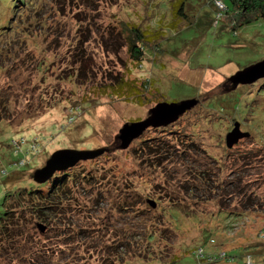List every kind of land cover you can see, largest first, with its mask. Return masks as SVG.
Here are the masks:
<instances>
[{"label":"rangeland","instance_id":"obj_1","mask_svg":"<svg viewBox=\"0 0 264 264\" xmlns=\"http://www.w3.org/2000/svg\"><path fill=\"white\" fill-rule=\"evenodd\" d=\"M176 1L0 0V97L9 102L0 120V210L19 184L4 183L10 174L42 189L31 176L54 152L103 150L68 169L93 180L68 185L73 197L60 201L65 211L50 225L11 221L0 264L264 263V79L229 80L263 61L264 22L234 32L223 2L215 0L216 12L189 0L183 19ZM132 26L155 32L141 63L125 40ZM120 80L145 83L141 100L116 95ZM233 93L242 106L234 115L225 99ZM185 99L198 101L122 148L124 125ZM236 124L247 136L228 147Z\"/></svg>","mask_w":264,"mask_h":264},{"label":"trees","instance_id":"obj_2","mask_svg":"<svg viewBox=\"0 0 264 264\" xmlns=\"http://www.w3.org/2000/svg\"><path fill=\"white\" fill-rule=\"evenodd\" d=\"M188 1L189 0H177L173 4V11L175 12L174 15L175 17L178 18L181 16L183 19H188V16L186 15V4H189ZM219 1L227 5V9L223 13V15L226 16V18L228 17L227 21L230 22V25L233 27L232 29L234 30V32L237 30L239 31L242 28H246L250 26V24H261L262 22H264V0H219ZM215 2H216L215 0L205 1V3L211 4V6H213L214 9L216 8L215 11L217 12L219 9L216 7ZM145 31L146 30L144 31L140 30L139 27L132 26L130 29H128L129 36H127L125 39L128 45L129 52L131 53V58L134 62L137 63H141L143 61V49L145 46L147 48H151L155 50L154 47L149 46L152 45V43H150L151 42L150 38L153 39V37H155V32L144 33ZM153 40H154L153 42L156 43L155 38ZM116 84H117L116 88L118 90L117 92L115 91V94L120 96L122 94L130 93L132 96L131 101L133 103H136L137 101L141 100L139 95V90L141 92L143 88L144 89L146 88L145 83L142 86H139L138 88V86L123 80L118 81V83ZM126 88H128V90ZM225 99L226 102H228L229 107L232 108L233 110L232 112H234L233 115L236 112H239L240 109H242L240 94L233 93L232 95L230 94V96L226 97ZM231 102H233L234 104L231 105ZM8 103L9 102L7 98L3 99L2 97H0V120L2 119L1 111L3 110L4 111L3 113H5L4 108H8ZM49 108H52V106H50ZM117 139L118 140L120 139L119 136H117ZM133 141H131L130 144ZM164 145L168 148L170 147L167 143H164ZM171 152L172 150L168 152L169 155H171ZM175 153L180 155V157L184 156V155L182 156L179 153L178 149L174 150V154ZM14 165L15 167L18 166L17 164ZM244 171L245 170L243 168L238 169L237 172L238 177L236 181H238V179L240 178L241 174L244 173ZM26 172L27 171H22V172L15 171L13 172V174L16 173L25 174ZM74 173L75 172L71 170H66L64 172L56 173L50 181L46 182L45 184H42V189L33 187L31 184H28L27 179L25 180L18 179L10 174L7 177L6 181H4V183L8 184L11 180H13L19 184H17L16 188L13 189V192L6 194L4 200L1 203L2 208L0 210V240H2V238H5V240L12 239L11 237L12 228H13V226H11L12 220L18 222V225L16 227H22L23 226L22 224L25 221L29 220L30 223L34 222L35 227L41 231H42V221L44 223L48 222L50 225V221L53 220V218L57 214H60V212L63 211L62 209L64 207L60 204V201L64 200L66 196H68V198L67 197L65 198L67 200H70V198L73 197L71 196L72 194L70 193V191H66L68 185L74 184L72 186L75 189V183L77 180L79 182L77 185L80 187H82L83 183L86 185L91 183L93 180L92 179L93 177L91 176H82L80 177L79 180V177H77ZM203 173L204 176L207 175L206 172H202V174ZM196 174L197 172L193 173L194 177H196ZM186 182H190V181L187 179ZM68 190H72V187L71 189ZM237 194L238 197H243L244 195L242 191H239ZM223 213H225L226 216L228 215L230 216L231 212L223 211ZM50 214L54 216L51 217ZM19 222L21 225L19 224ZM0 245L2 246V248L4 247V244L2 242L0 243ZM42 254L45 255L46 253L43 252ZM42 264H48V263L43 262Z\"/></svg>","mask_w":264,"mask_h":264},{"label":"water","instance_id":"obj_3","mask_svg":"<svg viewBox=\"0 0 264 264\" xmlns=\"http://www.w3.org/2000/svg\"><path fill=\"white\" fill-rule=\"evenodd\" d=\"M264 79V59L263 61L253 63L240 70L230 77V81L243 84H252V82ZM197 99H185L184 101L161 102L150 109L146 119L138 122L126 124L119 132V138L124 142L122 148L126 149L130 142L138 139L149 128H159L167 126L176 121L186 111L191 110L197 104ZM239 125L226 137L228 147L238 142L239 138L247 136L241 133ZM103 154V150L79 151L72 149H63L54 152L46 161L45 166L34 171L32 179L36 184H44L49 181L57 172H64L74 167L80 161L93 160Z\"/></svg>","mask_w":264,"mask_h":264},{"label":"built area","instance_id":"obj_4","mask_svg":"<svg viewBox=\"0 0 264 264\" xmlns=\"http://www.w3.org/2000/svg\"><path fill=\"white\" fill-rule=\"evenodd\" d=\"M22 161L18 163V165L22 166ZM249 264H254L253 261L251 259H249ZM261 264H264V263H261Z\"/></svg>","mask_w":264,"mask_h":264}]
</instances>
